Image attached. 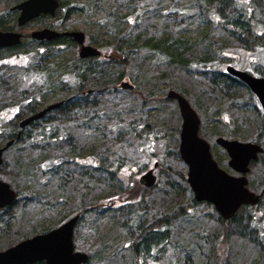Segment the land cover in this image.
Instances as JSON below:
<instances>
[{
  "label": "trees",
  "instance_id": "16d2710c",
  "mask_svg": "<svg viewBox=\"0 0 264 264\" xmlns=\"http://www.w3.org/2000/svg\"><path fill=\"white\" fill-rule=\"evenodd\" d=\"M13 2L10 8L0 17V31L16 30L17 11L11 10V8L19 0H13ZM58 3L59 6L54 16H40L38 18L53 19L59 16V22L57 24L51 23L46 27L48 29L53 30L56 27L60 33L69 31L71 27L68 25V19L72 14L77 13L83 15L85 22L83 26L88 29V35L82 33L86 38L88 36L90 42L94 40L90 36L93 24L97 28L102 26V30L109 33L110 37L114 39L113 50L120 54L119 58L117 57L118 59L123 58L124 60L125 56L128 59V57L132 58L136 55L148 56L149 54L153 56L154 63L157 65L158 62L169 65L171 63L175 64L183 68L187 74L200 75L210 91L216 93L215 96L220 97V99L233 101L238 96L237 92L240 87L245 88L241 82L227 75L225 68L224 70L217 69L210 61L209 57L212 55L215 43L210 40L208 35L204 36L202 41L189 43V41L180 38L167 40L164 39L165 35H160V39H153L155 38L154 35L157 36L153 29L152 38H145L144 41L143 38L139 37H134V40H132V37L127 39L128 31H125L122 27L120 28L118 24L121 25L126 22L128 25L134 24L138 27V23H140V14L137 12L138 7H136L138 3L120 4L118 9L129 13H118L117 9H113L112 13H104L106 15H104L105 20H102V23L100 19H96L100 17L99 14L103 15L104 12V8L101 7V2L98 0L89 2L84 0H58ZM196 4L197 7L200 6L198 9L200 18L201 16L205 17L201 19L202 21L200 20L199 24L203 22V25L211 26L212 33L217 29L222 31V36H227L237 45L247 47L253 42V48L256 47L255 50L264 55V31H259L264 27V0H189V4L182 10L175 8L174 3L173 6L170 4L167 13L171 17L178 16L177 25L180 26V24H186L183 16L191 14L184 10ZM210 10L212 13L208 14ZM262 11L263 13H261ZM129 15L130 20L126 19ZM85 19H91L93 24H86ZM192 19L190 18V20ZM94 20L97 22L94 23ZM112 23H117V25L114 26ZM142 32H146L144 27ZM27 43L31 48H24ZM75 47L76 44L71 38L61 35L56 39L41 42L31 39L26 40L23 37L19 45L0 49V53L5 54V56H0V112L7 106L17 108V112L12 118H0V148L7 142L13 141V144L9 147L10 152H12L11 164L14 165L17 172L20 171L26 178L27 188L30 190L29 193L25 192L26 195L23 200L22 188L26 186L22 185L19 189L13 184L17 198L11 206L0 210V234L4 235L0 237V251L29 237L23 235L21 238H14L18 234L17 231H20L17 228L13 231L11 227L14 226L13 223L18 215L15 211L18 208L23 211L28 205H34V202L44 205L50 202L51 208L52 203L50 200L59 199L61 195L66 193L67 188L75 190L76 185H78L77 191L80 194L85 191L86 197L90 195L84 200L86 203L80 208V214L77 213L79 214L78 222L82 219L81 215L88 212H93L94 215L97 214V217L101 216L102 205L98 203L100 200L91 195L97 191L102 192L104 188L108 191L107 196L109 198L105 206L107 212L112 213H109L110 217L107 218H113L115 221L111 219L113 220L112 223L121 232H124L128 238L132 260L136 257L143 261L157 258L158 254H163L168 246L171 248L170 241L172 233L177 228L176 221L181 220L183 214L187 217L188 213L180 207L169 217L161 214L148 222V215H152L151 210L154 208L153 204H148L150 202L146 201L147 197L143 194L135 195V199L136 196H139V199L133 201V195L141 193L142 188L144 191L149 189L142 186V188L139 186L133 188L132 185L123 180L125 178L120 177L122 161L114 160L107 165H99L89 162L85 164L84 159H77V157L82 158L80 152L86 151L88 142L86 139L83 141L81 137L76 138L72 135V130L85 133V131L102 129L104 132H108L109 136L112 137L110 138L112 141H120L126 136L128 138L139 137L142 141L144 140L143 144L146 147L159 145L158 137L164 138V135H155L156 133H153L152 130L140 124L139 119L124 122L118 117L117 113L103 108L102 103L107 99V94H119L121 92L120 84L125 73L122 71L118 73L119 67L116 63H119V61L112 55H103L101 52V57L80 59L78 55L76 56L70 52ZM202 47L205 48L202 49ZM219 49L222 51L224 47L220 46ZM196 50L201 51V57H197ZM66 51L69 52V59L63 57ZM217 51L219 52L218 49H216ZM13 53H16L15 57L17 59L24 58V62L18 60L19 62L10 63L8 61L9 57L6 56H11ZM9 68L21 70L20 84L14 80V76L10 78L7 73ZM245 89L246 97L250 98L251 93L247 88ZM128 90L131 91L132 89ZM55 103H60L57 108L47 112L41 119L31 122L26 127L19 128V121ZM252 108L260 115L259 132L262 133L264 132V113L257 110L255 104H252ZM107 122L110 125L101 127L102 123ZM142 131H146L147 135L141 134ZM18 134L19 137L17 138ZM253 141L258 143L256 139ZM49 152H51V157L48 160L36 159L33 156L43 153L47 155ZM71 153L79 156L71 158ZM173 155H175V159L180 160L177 150ZM54 157H57V159H54ZM71 166L76 168V172L68 169ZM160 166L163 165L158 164L157 167ZM162 171L165 178L163 186L166 187L161 189L163 202H167L165 201V194L166 197L170 195L166 192V189L173 192L174 189L179 190L181 188L188 196L190 206L196 207L200 204L194 200L187 186L184 172H178L179 174H176V176L174 170L170 167H162ZM46 175H50V179ZM13 177L16 178V176ZM177 177L182 180V183ZM54 178L59 183L61 182L62 188L60 190L55 191L53 188L45 191L43 188L41 191L35 190L41 182L46 183V181ZM68 179L70 181L66 182ZM113 184H115L114 187ZM157 185L156 182L152 188ZM262 190H264V186L260 192ZM56 203L59 204V201H56ZM263 204L264 193L256 206L242 207L233 217L227 220H223L217 214V219L223 230L219 238L217 239L218 236H215L216 239L211 240L213 237H210L209 234L200 235L202 239L196 246L192 247L200 250L191 251L190 253H188V249L182 250L181 247H177L179 252L182 250L185 253L182 264H242L241 260L243 258L240 257L242 254L239 256V260L232 259L231 248L226 245L228 237L234 230L235 235L246 238V241L255 248V256L250 258V264L255 263L256 254L260 256L261 264H264V215H252V211L260 208ZM140 211L143 214H139ZM240 211L241 213L238 215ZM70 215L72 217L73 213ZM66 216L68 217V215ZM60 224L42 227L37 233H45ZM7 233L8 235L5 236ZM192 252H197L198 255L193 257L194 253ZM89 260L85 264H88Z\"/></svg>",
  "mask_w": 264,
  "mask_h": 264
},
{
  "label": "rangeland",
  "instance_id": "374dc122",
  "mask_svg": "<svg viewBox=\"0 0 264 264\" xmlns=\"http://www.w3.org/2000/svg\"><path fill=\"white\" fill-rule=\"evenodd\" d=\"M84 1L89 2L91 0ZM98 1L101 2V7L104 8L103 15L99 14L100 17L96 18L100 19L101 23L102 20H105L104 15L106 14L104 13H112L113 9H117L116 11H118V13H129L128 11L123 12L121 9H118L120 4L138 3V6H136L138 7L137 12L140 14V23H138V27L134 24L128 25L126 22L121 25L118 24L120 28L122 27V29L128 31L129 35H127V39L132 37V40H134V37H139L143 38L142 40L144 41L145 38H152L153 29L154 32L157 33V36L154 35L155 38L153 39H160V35H165L164 39L180 38L189 41V43L202 41L203 37L208 35L210 40L215 43L212 55L209 59L217 69L224 70L225 66L232 65L238 69L252 70L264 76V55L256 51V47L253 48L254 43L251 42L250 46L247 47L240 46L235 44V42L227 36H222V31L218 29L212 33L211 26L207 24L203 25V22L199 24L202 21L201 19L205 17L201 16L200 18V13H198L200 6L197 7V4L189 7V10H184L187 13H191L188 16H183L186 24L177 25L178 16L171 17V15L167 13V9H170L169 5L172 4L173 6L174 3L176 5L175 8L182 10L189 4V0ZM12 3H14L13 0H0V17L10 8ZM209 13H212V11H208V14ZM261 13H263V11ZM212 15L213 14H211V16ZM82 16L83 15L77 13L70 16L68 19V25L71 27L69 31H81L88 35V29L83 26L85 22ZM213 17L216 18L214 15ZM127 18L130 20V15L126 17V19ZM190 18L193 19L190 20ZM59 20V16L53 19H38L20 29L16 27L15 31L21 33L26 40H30L31 32L43 29V27L46 28L51 23L57 24ZM85 20L87 21L86 24H93L91 19ZM96 22L97 21L94 20V23ZM112 25L116 26L117 23H112ZM143 27L146 30L145 33L142 32ZM54 28L53 30L58 31L56 27ZM102 28V26L101 28H97V26L93 24V33L91 32L92 34L90 33V36L94 40L90 42L87 36L85 44L96 47L103 55L110 54L112 57H115L119 61V63H116L117 67H119L118 73L121 71L125 73L122 82H127L133 87L131 91L120 89L121 92L119 94H107V99L102 103V107L117 113L118 117L124 122L139 119L140 124L152 130L153 133H156L155 135H164V138L158 137L159 145L155 144L153 147H146L143 144L144 140L142 141L139 137L128 138L126 136V138L120 141H112L110 140L112 137L109 136L108 132L106 133L102 129L85 131V133L72 130V135L76 136V138L81 137L83 141L86 139L88 144L86 146V151L80 152L82 158H78L77 156L79 155L75 153L70 154L71 158L77 157V159L80 160L84 159L86 161L85 164L89 162L99 165H107L110 161L114 160L122 161L120 177L125 178L123 180L129 185H132L133 188L138 186L142 188L138 183L139 178L147 170L152 169L154 163L162 164L164 168L170 167L174 170L175 175L179 174L178 172H184L186 176V166L181 160L178 161L175 159V155H173L175 150H178L181 118L176 102L166 97L170 90L182 94L195 110L200 119L199 136L209 144L212 158L217 165L228 174L237 176V174L228 168V156L225 151L215 143L217 138L237 140L240 142H255L253 140L256 139L264 152V132H259L261 125L260 115L252 108L253 101L251 98L246 97L245 88L240 87L237 92L238 96L234 98L233 101L229 99H220V97L218 98L215 96L216 93L210 91L200 75L187 74L183 68L175 64L171 63L169 65L158 62L157 65L154 63L155 60L153 56L149 54L148 56L136 55L132 58L128 57V59L125 56L124 60L123 58L118 59L120 54L113 50V46L115 45L114 39L110 37L109 33L103 31ZM259 31H264V27ZM222 44H225V46ZM220 46L224 47L222 51L219 49ZM24 48L31 47L29 43H27ZM204 48L205 47H202V49ZM216 49H218L219 52H216ZM70 52L77 56V47L73 48ZM200 53V50H196L197 57L200 56ZM1 55L5 56L3 53H0V56ZM15 55L16 53H13L11 56H6L9 57L8 61L10 63L19 61L24 62V58L21 57L17 59ZM63 57L69 59V52L66 51ZM7 73L10 78L14 76V80L19 84L21 83V70L9 68ZM116 86L118 87V84ZM20 87L23 88L21 85ZM16 112L17 108L14 106H7L0 112V118H12ZM108 125H110L109 122L102 123L101 127H106ZM141 134L147 135L146 131H142ZM105 139L107 140L105 141ZM260 155L258 161L251 163L249 173L246 176L248 181L247 187L255 194H259L261 188L264 186V153ZM33 156L36 159L48 160L51 157V152L47 155L43 153ZM11 157L12 152H10L8 148L3 153V164L0 166V180L8 183L14 191L16 189L13 184L19 189L22 185H25L26 187L22 188V199L24 200L26 195L25 192L29 193L30 190L27 188L26 178L20 171L17 172L14 165L11 164ZM54 159H57V157H54ZM162 167H156L154 170L158 185L154 188H149L147 191H144L142 188L143 191L134 194L133 197L143 194L147 197L146 201L150 202L148 204H153L154 208L152 210L150 209L152 215H148V222L161 214H165L169 217L180 207L188 213L187 217L183 214L182 219L176 221L178 229L176 228L174 230V233L176 231L175 234L172 233L170 241L171 248L168 246L163 254H158L157 258H150L149 260L143 261L136 257V259L133 258L132 260L129 252L130 247L128 238L124 232H121L115 224L112 223L114 220L113 218H111L113 220L107 218L110 217L109 213L111 212H107L105 203L109 199L107 196L108 191L103 188L102 192L97 191L95 194L91 195L100 200L98 203L102 205L101 216L97 217V214L94 215L93 212L81 215L82 219L76 224L73 234L74 248L76 251L84 252L89 255L90 260L88 259V264H182L185 255L182 250L188 249V253L200 250L192 248L202 239L200 235L209 234L210 237H213L211 240H215V236H218L217 239L219 238L223 230L217 219V213L211 205L200 203L196 207L190 206L189 198L181 188H179V190L174 189L173 192L166 189V192L170 193V195L166 197L165 194V201L167 202H163L161 189L166 187L163 186L165 178ZM68 169L76 172V168L72 166L68 167ZM13 176H16V178ZM46 177L50 179V175H46ZM55 178L46 181V183L41 182L39 186L34 184V186H36L35 190L41 191L42 188L44 191L50 188H53L55 191L60 190L62 188L61 182L59 183ZM177 179L179 178L177 177ZM67 181H70V179L66 180V182ZM179 181L182 183L181 179H179ZM114 186L115 184H113V187ZM77 188L78 185H76L75 190L67 188L66 193L64 191L65 194L61 195V197L59 196V199L54 201L50 200L52 203L51 208L50 202H47L45 205L34 202V205H28L23 211L21 208H18L15 211L18 215L13 223L14 226L12 225L11 227L13 231H15V228L20 231H17L18 234L14 238H21L23 235L29 236L27 238H30L36 235L38 230L42 227H48L58 223L62 224L67 218H71L70 214L72 213L74 216L75 214L79 216L81 212L80 208L86 203L84 200L90 195L86 197L85 191H83V194H80ZM166 198L169 199L167 200ZM138 199L139 196H136V199L134 197L133 201H138ZM171 199L174 200L171 201ZM56 201H59L60 205L57 204ZM57 213L61 215L59 216ZM240 213L241 211L238 215H240ZM139 214L143 213L140 211ZM262 214L264 215V204L260 206V208L252 211V215L255 216H262ZM66 215H68V217ZM234 232H232L226 241L228 242L226 243L228 248H231V254L233 255L232 259L239 260L241 257L243 258V260H241L242 264H250V258L255 256V248L246 241V238H241L239 235H235ZM8 233L5 234V236L8 235ZM186 234H188L187 238ZM2 236L4 235L0 234V237ZM177 247H181L182 250L179 252ZM192 253H194L193 257L198 255L197 252ZM241 254L242 256H240ZM255 260L254 264L262 263L258 254H256Z\"/></svg>",
  "mask_w": 264,
  "mask_h": 264
},
{
  "label": "water",
  "instance_id": "95a60500",
  "mask_svg": "<svg viewBox=\"0 0 264 264\" xmlns=\"http://www.w3.org/2000/svg\"><path fill=\"white\" fill-rule=\"evenodd\" d=\"M57 8V0H22L13 7V10L18 11L17 27H23L40 15L53 16ZM60 35L70 37L76 42L80 59L100 56L97 49L84 45V34L81 32L58 33L45 28L31 32L30 38L37 41H50ZM21 38L22 35L18 32L0 31V49L17 46ZM225 73L243 82L255 95L264 112V77H254L232 66H226ZM120 87L132 88L127 82H122ZM166 97L177 103L181 118L178 154L187 168L186 182L194 200L197 203L211 204L224 220L233 217L242 206L256 205L261 194L257 195L247 188L246 175L249 172L250 163L256 162L259 154L262 153V147L257 143L217 138L215 143L228 156V168L237 176L228 174L218 167L211 156L209 144L199 137L200 120L188 101L173 90L168 91ZM59 104L48 105L36 114L23 119L19 123V128L22 129L31 122L41 119ZM12 144L13 141H9L0 148V166L3 163V153ZM155 182L153 170H148L138 181L147 189L153 187ZM16 197L17 194L10 185L0 180V209L11 206ZM78 219L79 216L75 215L54 229L36 234L1 251L0 264H85L88 261V255L76 251L73 245V233Z\"/></svg>",
  "mask_w": 264,
  "mask_h": 264
},
{
  "label": "flooded vegetation",
  "instance_id": "af4514ba",
  "mask_svg": "<svg viewBox=\"0 0 264 264\" xmlns=\"http://www.w3.org/2000/svg\"><path fill=\"white\" fill-rule=\"evenodd\" d=\"M87 41V38H86V36H85V42ZM236 68V67H235ZM236 69H238V68H236ZM239 70H241V71H245V72H247V73H249V74H251V75H253V76H255V77H260V76H262V75H260V74H257V73H255V72H253L252 70H244V69H239ZM224 73V72H223ZM226 75V74H225ZM231 77V76H230ZM231 78H233V77H231ZM233 79H235V78H233ZM235 80H237V79H235ZM237 81H239V80H237ZM240 82V81H239ZM242 83V82H241ZM243 84V83H242ZM243 86L245 87V88H247L248 89V87L246 86V85H244L243 84ZM249 90V89H248ZM249 92H250V90H249ZM251 93V92H250ZM251 99H252V101H253V104H255V107H256V109L257 110H259L260 112H261V109H260V104H259V102H258V100H257V98L255 97V95L254 94H252L251 93V97H250ZM154 172V171H153Z\"/></svg>",
  "mask_w": 264,
  "mask_h": 264
}]
</instances>
